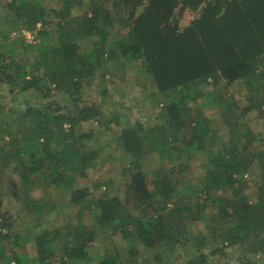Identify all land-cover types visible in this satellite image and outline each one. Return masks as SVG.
<instances>
[{
  "label": "trees",
  "instance_id": "16d2710c",
  "mask_svg": "<svg viewBox=\"0 0 264 264\" xmlns=\"http://www.w3.org/2000/svg\"><path fill=\"white\" fill-rule=\"evenodd\" d=\"M56 1L60 8L51 12L33 0H10L6 4L12 17L5 25L11 32L33 31L40 25L43 28L38 36L47 38L37 46L19 37L15 47L0 44V112L15 106L19 110L7 113H18L20 121L29 120L31 126L26 137H19L0 120V169L12 164L18 178L26 183L31 175L53 168L49 182L58 192L67 194L71 190L73 204L98 211L95 217L99 227L112 229L125 240L135 237L146 249L172 244L183 247L189 241L185 222L199 220L208 201L217 209L218 220L233 223L228 228L211 227L208 237L221 248L210 255H222L223 245L241 248L247 244L248 252L254 253L252 237L264 234V148L257 153L249 149L251 133L239 119L264 108V0H118L113 7L124 10L123 18L113 17L104 4L106 0H88L86 4L82 0ZM74 7L83 9V13L69 19ZM49 13L58 20L57 46H45L50 39L44 30L49 24ZM187 15L191 20L181 25ZM116 22L125 32L114 40L110 33ZM1 35L3 41L8 40L9 34ZM82 38L92 41V50L85 54L79 52L77 43ZM34 52L37 61L29 64L27 55ZM122 61L140 62L139 71L151 79L155 89L145 98L152 99L157 111L155 120L152 118L153 128L145 133L144 122L138 118L119 136L127 159L123 158L128 160H121L120 173L130 177L134 201L140 206H151L154 213L145 221L132 218L116 197L108 198L103 193L100 198L86 199L87 190L74 189L76 179L85 178L87 169L99 164L100 150L87 149L84 144L91 139V133L75 134L80 124L99 123L100 111L95 102L76 108V113L69 109V99L48 102L54 91L74 99L84 85H91L97 70L106 63ZM238 81L248 93L247 104L241 109L227 94V86ZM209 85L212 91L205 92ZM198 101L202 103L197 104ZM210 101L223 107L218 119L221 125L215 126L201 117L200 106ZM224 128H229L228 141L220 150H211L208 138L213 144L210 135ZM202 152L207 153L201 190L206 202L193 201L196 192L193 194L192 190L179 192L180 182L173 181L169 172L154 183L153 191L149 190L140 170L144 155L176 160L177 175L181 177L188 166L179 161ZM251 167L257 170V182L255 200L249 203L242 192L245 184L241 178ZM105 185L98 182L93 190ZM7 189L13 198H21L12 182ZM227 192L228 196L222 197L221 193ZM24 202L31 210L39 209L29 199ZM13 226L14 217L0 213V264H23L21 257L26 251ZM89 239L81 227L76 228L74 248H63L67 259L83 255ZM36 241L40 264H51L49 247L43 246L41 237ZM201 245L198 243V247ZM131 249L133 258L136 252ZM197 255L183 264H206L207 257ZM97 264L124 263L114 254L98 259Z\"/></svg>",
  "mask_w": 264,
  "mask_h": 264
},
{
  "label": "rangeland",
  "instance_id": "374dc122",
  "mask_svg": "<svg viewBox=\"0 0 264 264\" xmlns=\"http://www.w3.org/2000/svg\"><path fill=\"white\" fill-rule=\"evenodd\" d=\"M9 1L0 0V44L4 47L8 44L15 47V40L18 37L22 38L25 43L36 46L40 42L46 41L47 36H38L39 31L43 28L40 25H37L33 31L20 29L11 32V29L6 27V20L11 16V13L6 9V4ZM33 1L41 3L48 12L58 11L60 8V3L56 0ZM117 1L106 0L104 4L112 12L113 17L123 18L126 16L124 10L113 7ZM82 2L86 4L88 0H82ZM71 12L69 19L82 14L83 9L74 7ZM190 20L191 16H185L181 20V25L188 24ZM48 21L49 24L44 30L50 34V39L45 46H57L55 24L58 20L52 13H49ZM124 32L125 30L120 29L116 22L110 34L112 38L115 37V40L122 38ZM1 34H9L8 40L3 41ZM77 43L81 54H85L93 48L89 38H82ZM27 59L29 64L36 62V53L28 54ZM139 67L140 62L106 63L102 69L95 72L91 85H84L79 91V95L74 99L60 91H54L48 102L55 103L62 98L64 100L69 99L72 104L69 109L73 113L77 112L76 108L89 107L95 102L100 111L99 123L80 124L75 128V134L91 133V139L86 140L84 144L87 149L100 150L97 161L99 164L95 168L87 169L85 178L76 179L74 189L87 190L88 197L86 199L100 198L103 193H106L108 198L116 197L132 218L145 221L154 215L151 206H140L134 201L133 192L130 188V177L120 173L121 160L123 162L128 161L119 140L121 130L133 126L138 118L144 122L145 133L151 130L155 124L152 122V118L157 111H155L153 101L152 99L150 101L145 100L147 95L155 89L151 79L149 80L145 74L141 73ZM211 87L212 85L207 86L205 92H211ZM220 92L223 96L224 91L221 90ZM227 94L237 103L239 109L246 106L248 93L242 81L228 85ZM200 102L198 101L197 104ZM205 103L208 102L205 101ZM222 108V106H217L210 101L208 105L200 106L199 111H202L201 117L203 119L211 121L216 126L217 123L221 125L218 119L220 112H223ZM13 110L19 109L15 106L14 108L8 106L5 109L6 112H0V120L4 124H8L7 126H11L10 131L12 133L19 137H26L28 129L31 127L30 122L29 120L20 121L18 113H7ZM263 111L264 108L262 107L261 110L248 112L239 119L240 124L244 122L250 130L249 149L254 153L264 148ZM228 129L224 128L219 133L210 135L213 138V144L208 138L207 146L214 151L220 150L222 144L228 141ZM3 140L6 141V136L3 137ZM0 145H2L1 141ZM206 156L207 153L202 152L195 158L181 159L179 162H182L183 166H188V170L181 177L177 175L179 163L176 160L172 162L166 159L161 160L157 154L144 155L140 161V170L146 178L150 191L154 190V183L163 180L167 174L165 172H169L174 176L173 181L180 182L177 184L179 192L192 190L193 194L196 192L193 201L203 203L206 202L205 195L201 193L204 185L203 166L206 163ZM53 175V168H48L40 174L31 175L29 180L23 183L18 178L12 164L3 171L0 169V213H7L14 217L12 229L19 237L18 242L24 246L26 251V254L21 257L23 264H40L38 243H36L39 237H41L43 246L49 247L52 253L51 264H97L98 259L113 257L114 254H117L124 264H183L185 260L196 258L198 253L207 257L206 264H264V234L258 237L250 236L255 239V242L250 243V245L256 248L254 252L257 254L256 257H254V253L248 252L249 246L247 244L241 248L223 245L222 255H210V252L216 248H221V245L208 237L209 232L212 228L215 230L228 228L233 223L228 224L218 220L217 209L208 201L206 202L208 203L207 208L201 213L199 220L185 222L186 238L189 241L185 242L183 247L172 244L170 247L166 245L146 249L135 237L125 240L119 234H114L112 229L99 227L95 217L98 211L89 210L87 207L79 208L78 205L73 204L70 200L71 190L67 194H61L50 184L49 178ZM241 181L245 184L242 186L243 194L248 197L249 203L254 201L256 194L254 182H257V170L252 167L248 168L242 175ZM10 182L16 185L20 199L13 198L7 189V184ZM98 182L105 183V187L93 190V186ZM221 195L222 197L228 196V192L221 193ZM24 199H29L31 204L38 206L39 209L27 208ZM189 203L192 205L191 201ZM167 208H172L171 204L167 205ZM80 227L91 239L87 241L83 255L67 259L63 248L65 246H67V250L74 248V231ZM201 239L203 242H200ZM198 243L202 245L198 247ZM131 248L136 252L133 258L130 257V253L133 252Z\"/></svg>",
  "mask_w": 264,
  "mask_h": 264
}]
</instances>
